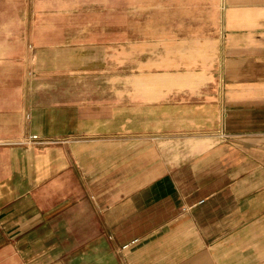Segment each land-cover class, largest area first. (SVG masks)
Returning a JSON list of instances; mask_svg holds the SVG:
<instances>
[{"label":"crops","instance_id":"obj_1","mask_svg":"<svg viewBox=\"0 0 264 264\" xmlns=\"http://www.w3.org/2000/svg\"><path fill=\"white\" fill-rule=\"evenodd\" d=\"M82 2L0 0V264H264V0Z\"/></svg>","mask_w":264,"mask_h":264},{"label":"rangeland","instance_id":"obj_2","mask_svg":"<svg viewBox=\"0 0 264 264\" xmlns=\"http://www.w3.org/2000/svg\"><path fill=\"white\" fill-rule=\"evenodd\" d=\"M75 7H76V10L77 9H81L82 8V6H86L87 5V3L85 2H82V0H75ZM91 8H92V4H91Z\"/></svg>","mask_w":264,"mask_h":264}]
</instances>
